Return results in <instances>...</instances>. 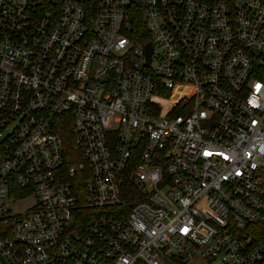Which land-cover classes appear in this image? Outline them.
Segmentation results:
<instances>
[{
    "label": "built area",
    "instance_id": "obj_1",
    "mask_svg": "<svg viewBox=\"0 0 264 264\" xmlns=\"http://www.w3.org/2000/svg\"><path fill=\"white\" fill-rule=\"evenodd\" d=\"M0 256L264 264V0H0Z\"/></svg>",
    "mask_w": 264,
    "mask_h": 264
},
{
    "label": "rangeland",
    "instance_id": "obj_2",
    "mask_svg": "<svg viewBox=\"0 0 264 264\" xmlns=\"http://www.w3.org/2000/svg\"><path fill=\"white\" fill-rule=\"evenodd\" d=\"M24 203H17L15 205H13L12 209L14 211H21L24 208ZM188 264H198V262H190Z\"/></svg>",
    "mask_w": 264,
    "mask_h": 264
},
{
    "label": "water",
    "instance_id": "obj_3",
    "mask_svg": "<svg viewBox=\"0 0 264 264\" xmlns=\"http://www.w3.org/2000/svg\"><path fill=\"white\" fill-rule=\"evenodd\" d=\"M145 49H146V59H148V57H149V50H150V48H149V43H146V44H145ZM0 260L3 262V264H6V263L4 262V260L1 258V256H0Z\"/></svg>",
    "mask_w": 264,
    "mask_h": 264
},
{
    "label": "trees",
    "instance_id": "obj_4",
    "mask_svg": "<svg viewBox=\"0 0 264 264\" xmlns=\"http://www.w3.org/2000/svg\"><path fill=\"white\" fill-rule=\"evenodd\" d=\"M139 28H141V30H142V27H139ZM144 37H148V36L145 34Z\"/></svg>",
    "mask_w": 264,
    "mask_h": 264
}]
</instances>
